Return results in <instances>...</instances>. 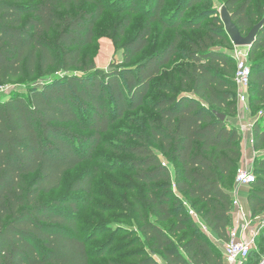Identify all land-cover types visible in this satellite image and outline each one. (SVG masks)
Instances as JSON below:
<instances>
[{
	"label": "trees",
	"instance_id": "obj_1",
	"mask_svg": "<svg viewBox=\"0 0 264 264\" xmlns=\"http://www.w3.org/2000/svg\"><path fill=\"white\" fill-rule=\"evenodd\" d=\"M137 1L126 0L131 13L120 25L122 35L132 24ZM147 1L155 6L137 35L124 44V63L149 47L156 23L162 31L200 30L204 35L189 42L188 50L180 48L184 39L176 35L137 68L105 72L84 56L107 10L103 3L0 0V88L52 70L64 74L27 94L0 99V264H93V259L108 256L107 248L95 250V237L80 230L75 199H46L61 189L67 173L92 158L117 122L142 107L158 115L148 122V140L123 149L134 157L129 167L147 189L135 211L151 253L136 250L129 255L135 262L107 264H225L223 252L189 210L199 215L210 234L229 242L241 137L236 126L214 112H237L234 55L216 48L218 42L229 47L232 42L215 13L182 20L186 8L201 0H182L168 18L163 14L166 0ZM91 4L92 10L82 8ZM225 6L244 36L264 20L254 12L252 0H227ZM209 15L215 18L205 25ZM261 51L264 28L249 49L255 107L264 104V58L256 60ZM178 55L188 62L180 75V91L192 96L163 86L171 96L151 102L156 79ZM71 70L82 74L70 75ZM263 123L264 118L254 127L257 151L264 149ZM149 142L161 147L175 174ZM255 174L248 203L252 215L258 216L264 212V152L255 162ZM93 180V175H83L70 190L92 196ZM168 222H173L169 231L161 226ZM181 233L185 234L176 242L174 237ZM256 243L261 257L250 260L258 257L253 250L244 264L264 263V230Z\"/></svg>",
	"mask_w": 264,
	"mask_h": 264
},
{
	"label": "rangeland",
	"instance_id": "obj_2",
	"mask_svg": "<svg viewBox=\"0 0 264 264\" xmlns=\"http://www.w3.org/2000/svg\"><path fill=\"white\" fill-rule=\"evenodd\" d=\"M201 1L194 6L186 8L185 16L182 20L198 17L202 13L207 14L206 16L215 13V17L221 20V13L227 0ZM181 2L182 0H166V7L163 11L164 16L167 15L166 18H168V15L172 14ZM252 2L254 12L262 19L264 17V0H252ZM95 3H103L107 10L96 25L95 43L84 50V56H88L90 62L98 70L111 72L126 68L135 69L151 55L163 50L176 35L184 39L180 44V48L184 50L191 48L189 42H193L204 35V32L200 30L162 31L161 25L156 23L153 25L149 47L131 63L127 64L124 63L123 46L137 35L147 18L151 15V11L155 5L148 4L147 0H138L136 3V12L131 15L132 24L125 31V34L122 35L120 33V25L131 13L126 0H96ZM82 8L92 10L95 8V5H84ZM215 17L209 15V18L204 24L211 23ZM216 48L227 50L231 53L237 50L249 51L247 48H237L233 43L232 47H229L218 42ZM261 58H264V51L258 53L256 60ZM249 64H252L250 60ZM187 66L188 62L181 55L175 57L167 67L162 69L160 76L155 81L158 84L157 88L151 91V96L148 97L149 100L153 102L160 96H171L164 91L165 89L163 90V86L173 88V90L180 92V94L182 93L181 96H192L188 93L181 92L179 86L180 75L185 71ZM69 74L79 75L82 72L81 70H71ZM62 75H64L62 72L52 70L44 76H37L31 80L24 78L11 82L7 86L0 88V99L7 100L14 93L27 94L30 88L41 87L54 77ZM250 89L248 93L249 101L246 107H242L237 99V112L235 115H229L223 112L227 115V119L238 129L244 126L248 127L264 118V104L257 107L253 105L255 100L251 97L252 91ZM157 117V113L150 107H142L134 112L127 113L123 120L117 122L112 127V130L103 136V143L94 151L92 158L85 161L75 170L67 173L61 189L53 192L46 199V201H50L57 199L70 200L73 198L78 203L80 230L85 236L95 237V240L91 242L92 248L95 250L107 248L106 254L108 256L103 259H93V264H107L110 260L131 263L135 262L129 256L132 252L146 250L151 253L148 245L144 243V238L139 230L138 214L135 211L136 206L144 201L147 189L137 180L135 172L129 167L128 162L134 157L124 153L123 148L126 146H139L141 140H148V122ZM149 143L151 144V142ZM151 146L163 164H166L172 173L175 174V168L171 160L162 153L161 147L154 144H151ZM260 151H257V158L262 155L264 149ZM249 169L255 172V167H250ZM86 174L94 176L92 196H86L84 193H72L70 187L73 181ZM245 189L248 190L250 188L245 187ZM185 205L189 210V205ZM257 217H259V220L255 223L258 226V234L260 236L264 230V228L260 229L262 223L264 224V212ZM172 223H163L161 226L169 231ZM233 229L234 226L232 225L230 232ZM202 232L205 233L204 230ZM184 234L181 233L174 237L176 242ZM212 236L208 235L224 254L228 242L220 241L217 237L213 236V238ZM256 239L253 250L254 252H258V257L251 256L250 260H257L261 257L260 248L256 243ZM155 256L158 261H162L160 255L156 254ZM225 264H227L226 261Z\"/></svg>",
	"mask_w": 264,
	"mask_h": 264
},
{
	"label": "built area",
	"instance_id": "obj_3",
	"mask_svg": "<svg viewBox=\"0 0 264 264\" xmlns=\"http://www.w3.org/2000/svg\"><path fill=\"white\" fill-rule=\"evenodd\" d=\"M248 49V48H247ZM249 50V49H248ZM236 62L235 83L237 87V99L242 107H246L249 101L248 93L251 88L252 67L249 64V51H235L233 53ZM249 127V126H248ZM246 126L238 129L240 137L246 131ZM254 130V126L252 129ZM251 143L255 145V140L252 138ZM256 182V174L248 167L238 168L236 175V186L233 192L234 195V209L237 211L238 224L229 234V242L224 251V257L227 264H244L250 257L254 248L255 239L259 236L258 226L254 225L251 218H247L244 209L239 201L240 189L251 187ZM234 210V212H235ZM193 220L210 235L207 227L201 221L199 215L192 209L189 210ZM264 228V224L260 229Z\"/></svg>",
	"mask_w": 264,
	"mask_h": 264
},
{
	"label": "crops",
	"instance_id": "obj_4",
	"mask_svg": "<svg viewBox=\"0 0 264 264\" xmlns=\"http://www.w3.org/2000/svg\"><path fill=\"white\" fill-rule=\"evenodd\" d=\"M254 123H256V122H254ZM252 126L255 127V124H252L248 128H246V131L243 133L244 135L241 136V138L243 137V139L240 140L242 157H241V160L239 162V168H241V167H248V168L255 167L254 163L256 162V158H257V150L255 148V145H252L250 142L251 139L254 138V130H251ZM260 152H262V151H260ZM249 191H250V189H248V190L245 188L240 189L239 201L241 202V205L244 209V212H245L247 218H251L252 221L254 222V225L256 226L257 224L255 222L259 220V217L253 216L252 212L249 208V203H248ZM233 192H234V190H233ZM237 217H238L237 211L235 210V212L233 213V220H232V225L234 227H236L238 224V221H237L238 218ZM210 235L212 236V234H210Z\"/></svg>",
	"mask_w": 264,
	"mask_h": 264
},
{
	"label": "water",
	"instance_id": "obj_5",
	"mask_svg": "<svg viewBox=\"0 0 264 264\" xmlns=\"http://www.w3.org/2000/svg\"><path fill=\"white\" fill-rule=\"evenodd\" d=\"M221 20L225 26V30L233 43V45L237 48H248L250 49L256 40L258 39L262 29L264 28V20L258 23L247 36H244L237 25L234 23L232 19V15L230 14L229 10L225 6L221 13ZM215 115L225 122L227 120V116L218 112H214ZM264 264V263H262Z\"/></svg>",
	"mask_w": 264,
	"mask_h": 264
}]
</instances>
